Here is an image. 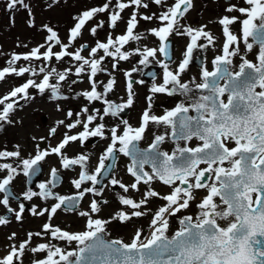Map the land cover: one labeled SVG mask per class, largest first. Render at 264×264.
<instances>
[{
	"label": "snow or ice",
	"instance_id": "obj_1",
	"mask_svg": "<svg viewBox=\"0 0 264 264\" xmlns=\"http://www.w3.org/2000/svg\"><path fill=\"white\" fill-rule=\"evenodd\" d=\"M150 3L163 10L159 14H142L139 10L149 9ZM17 6L28 11V26L36 27L34 14L25 0H8L9 10ZM130 8L133 10L125 21L122 13ZM193 8V0H174L170 5L167 0H115L114 4L113 0H106L102 6L83 10L73 17L74 26L68 30L67 42L45 24L42 26L47 33L44 43L25 53L13 52L7 58L6 66L0 69V82L9 76L23 78L28 74L29 78L0 96V131L19 123L13 119L17 109L36 98L30 90L40 96L48 94L49 99L57 102L83 98L87 104L78 112L71 109L66 112V119L71 122L58 120L50 129L49 137L55 136L59 126L67 129L55 146L49 143L41 148L36 143L34 155L29 154L27 158L22 156L19 145L15 150H0V161H3L0 173H4L0 178L3 194L0 206L7 213L0 215V227L12 222L10 216L18 223L24 221L25 204L19 203L18 210L10 204V200L18 199L9 187L18 176L38 177L41 162L52 155L59 158L63 169H79L76 178L71 180L77 190L74 195L54 191L61 181L56 167L51 168L47 181L38 184L39 191L29 188L23 192L27 201L38 197L53 202L44 207H31V215L46 216V222L39 231H28L19 243H10L6 253L0 256V264H24L28 252L33 256L30 264H264V0H242L241 4L226 6L228 15L218 20L223 37L219 54L211 60V69L201 64L200 82L196 77L190 81H183L182 77L194 59V50L215 48L217 37L206 30V24L194 28L181 23ZM105 13L107 22L97 20L88 29L89 34L96 37L106 24L115 30L121 22L126 24L124 32L113 36L110 31L106 41L97 39L94 46L84 42L74 47L86 25ZM141 20L158 21V26L147 30L158 41V47L129 50L127 45L145 38L136 31ZM172 35L188 39L183 58L174 69L170 67ZM202 40L205 42L200 43ZM56 48L59 50L55 51ZM158 53L165 59H157ZM247 53H254V60L248 59ZM134 56L140 57L138 63L145 68L153 60L159 64L163 70L162 82H155V73L133 67L123 73L127 98L117 103L109 98L117 79L104 67L105 60L111 58L114 61L111 67L115 70L120 61H130ZM236 57L240 60L238 66L234 64ZM66 58L74 62L71 67L59 70L52 66L54 61L64 63ZM21 61L28 63L17 67ZM34 62L40 63L34 66ZM138 71L153 77L151 94L146 98L148 106L138 125L133 126L124 119L106 128V117H116L134 106L135 85L145 83L143 79H133V73ZM103 73L110 77L106 83L97 79ZM85 77L90 86L88 90L76 92L72 97L65 94V85L71 88L83 83ZM158 95H179L191 102L181 100L174 107L155 114L153 104ZM95 102L102 105V110L92 108L90 112L88 105ZM57 110H62L59 103ZM152 125L170 131L153 134L147 147L141 148L140 143ZM78 127L82 130L69 134ZM92 137L110 141L94 170L89 168L90 155L81 153L70 157L65 151L71 143L78 141L83 146ZM32 139L35 141L36 137ZM46 139L49 138H39L40 142ZM169 139L175 144L174 149L171 153L161 151V145ZM193 140L199 143L190 146ZM117 153L129 159L126 171L133 180L126 184L112 176L108 184H102L103 178L115 168ZM157 182L167 186L170 192L162 195L155 190L152 185ZM109 186H118L125 194L130 190L140 192L141 186L146 190L139 200L119 195L120 205L131 211L119 210L110 218L99 215L102 205L108 203L106 199L92 198L86 210H79L88 194L101 197ZM197 190L205 192L199 202H196ZM153 199L164 202L154 211L147 207ZM193 202L198 214L180 216L179 227L169 235L171 218L189 209ZM60 211L78 214L83 221L81 228L69 230L54 225L52 221ZM143 217H150L147 233L143 227L134 226L128 242L109 238V225L113 222L126 225L134 218ZM221 220L228 221L227 225L221 226L218 222ZM37 239L41 242H35ZM7 240L16 241L17 233L12 232Z\"/></svg>",
	"mask_w": 264,
	"mask_h": 264
},
{
	"label": "rangeland",
	"instance_id": "obj_2",
	"mask_svg": "<svg viewBox=\"0 0 264 264\" xmlns=\"http://www.w3.org/2000/svg\"><path fill=\"white\" fill-rule=\"evenodd\" d=\"M173 0H167V3L170 5ZM26 4H28L31 8V11L34 14L36 27H29L28 26V11L20 6H17L16 8L9 10L7 8L8 0H0V69L6 66V60L11 55V53H25L28 52L32 47H35L41 43H44L45 37L47 33L43 30V25L48 24L49 26L53 27L54 30L58 32L61 39L64 42H67V35L68 30L74 26V20L73 17L77 14H79L81 11L89 9L94 6H102L103 3L106 2V0H59L58 3L54 2V0H25ZM150 2V0H148ZM115 3V0H113V4ZM194 10L192 12L188 13V16L181 21V23L189 24L190 26L193 24H197L194 26H201V25H207V29L210 32H219L220 29L217 24V19H219L220 16H224L228 13L225 12V10H222L221 5L216 4L215 0H196V5L193 8ZM133 9H128L124 13H122V16L124 17L125 21L130 16L131 11ZM163 9L159 6H156L154 4L150 3V8L140 9L139 11L142 14H150V13H157L159 14L160 11ZM108 16L107 14H99L96 20L89 22L88 25H86V28L83 32V36L81 39H79L74 47H78L81 43L87 42L90 46H94L97 39L100 41H106L107 36L110 31H112L113 36L122 34L125 30L126 24L124 22H121L118 24V27L115 30H111L107 27V24L105 28L98 31V34L96 37H93L89 34L88 29L92 27L93 24L97 22V20H104L107 22ZM158 26V21H143L141 20L138 28L136 29L137 32L143 33L145 35V38L139 42H132L129 45L126 46L127 49L131 50L135 47H141L144 46L148 47H158V41L149 35L147 33L148 29H151L152 27ZM221 35V34H220ZM176 40V53L180 52V57L182 56V50L185 42L187 41L186 37L176 36L173 35ZM221 38H217L218 44H220ZM27 45V47H17V45ZM211 49L207 54V66H211V57L215 53V48H209ZM55 51H58L59 49H54ZM214 50V51H213ZM43 51V49H42ZM206 51V50H205ZM219 52V49L216 51V53ZM84 55H87V52L83 53ZM102 54V53H101ZM163 58V55L157 54V59L161 60ZM151 59V58H150ZM139 59L137 56H134L130 59V61H120V68H116L115 70L112 69L111 65L114 62L111 58H106L104 67L108 69V72L111 73V76H114L117 79V85L114 89L113 93L109 94V98L113 101L119 103L121 100H126V92H125V78L123 73L125 71H130L133 67H137L141 69L142 71L145 69L143 65H139L138 63ZM152 62H155L154 60ZM28 62L21 61L18 63L17 67L24 66ZM40 62H34V66L36 64H39ZM72 62L70 58H66L64 63L60 62H53L52 66L57 67L59 70H63L64 67H71ZM198 70L197 67L192 66L189 68V70L185 73L184 77L187 80H191V72L192 70ZM161 73V72H160ZM133 77H136V80L143 79L142 74L140 71L133 73ZM142 77V78H140ZM28 77V74L25 75L23 78H18L14 76L6 77L5 81L0 82V96L7 94L11 90L12 87L18 86L21 83L24 82ZM72 78H75L74 76ZM109 75L107 73L99 74L97 79L99 81H104L105 83L109 79ZM39 79V77H37ZM144 80V79H143ZM140 85H135V91L137 93L134 103L137 105L136 112L131 115L132 122L136 123L139 121V112L141 110V107L143 106L142 103L146 104L147 97L150 95L149 89L150 85L152 84L153 80L150 82H146ZM197 82L200 81V71L199 74H197ZM156 83L162 82L161 76L155 78ZM90 88L86 77L84 78L83 83H77L76 85H72L71 88H69L67 85L64 86V92L65 94L69 95L70 97L74 96L76 92H80L82 90H88ZM31 94L34 95L36 98L28 103L25 104V106L22 109H17L16 113L13 116L14 120L19 121V123L14 124L12 126H5L2 131H0V150L7 149L9 151L15 150V146H20V151L22 153V156L24 158H27L29 154L34 155V147L36 143H40L41 148H45L51 144V146H55L63 137V134L67 131V129L64 126H59L57 129V133L53 137H49V131L52 127L56 126V122L58 120H65L66 123L71 122L70 120L66 119V112L71 109L74 113L78 112L82 106L87 104V101H85L83 98H70L67 101H53L49 99V95L45 94L44 96H40L35 90H30ZM161 99L165 100L168 103V96L166 95H158L155 97L156 102ZM176 99H180L178 96L173 97V103L179 102L175 101ZM187 100V99H186ZM189 101V100H187ZM22 104H24L23 101H21ZM57 103L60 104V108L62 110H57ZM89 110L91 112L92 108H100L102 110V105L99 102H95L92 105H88ZM162 111L161 108L158 109V112ZM82 119L84 117H81ZM72 119H75V116H73ZM119 121V118L117 117H106L105 123L106 128H111L113 123ZM91 127V126H90ZM154 129H159L160 131H164V127L162 126H155ZM82 128L78 127L77 129L72 130L71 133L73 134L75 132L81 131ZM107 133V131H106ZM107 135V134H106ZM36 137V140L34 141L32 138ZM40 137H46L49 139L44 140L43 142H40ZM106 139H101L99 137H92L88 141L84 143L83 146L77 141L75 143H71L66 148L67 155L75 156L77 154H88L90 155V161H89V168L90 170H94V168L97 166V163L99 161V157L103 154V147L105 144L109 141ZM198 143L199 141L193 140L190 144ZM169 148H174V143H169ZM162 148L166 151L168 149L166 148V144L164 143ZM3 162V161H0ZM12 162V161H7ZM44 166V173L42 177L39 179L40 181H47L50 177V170L52 167H56L59 169L61 173L64 174L65 179L64 181L56 188V190L59 192L60 195H66L73 190H76L73 185L71 184V180L73 178H76V174L79 171V169H76L75 171H68L63 169L60 166L59 158L55 155H52L48 158H46L45 161L42 162ZM128 165V161L126 159V162L124 160H121L118 164L119 167H117L116 171L113 173L115 174V177L118 179H129L128 174H126V166ZM125 170V171H124ZM4 173H0V178ZM27 178L23 176L22 174L18 176L13 182L12 186L15 189V191L22 195L23 192H25L27 189H29L27 183ZM131 183V179L127 181V184ZM140 192H134L130 195H127L129 197L135 198L136 200H139L142 198V193L146 190L144 186H141ZM152 187L155 188V190L159 191L162 195L168 193V187L161 185L159 182L154 183ZM112 190L111 192H115L117 194L116 198L114 197V193L111 195L106 194V192L101 196L100 200H107L108 203L106 205H102V211L99 214L101 217L109 216V218L115 214L119 210H126L131 211L130 209L125 208V206L120 205L118 197L122 193L119 190H113L112 187L109 188ZM34 191H39L38 189V182L35 184L34 188H32ZM204 191L200 192L198 190V193H195L196 195V202H199L200 198L204 196ZM3 197V194L0 193V198ZM91 199L90 195H87L86 198L83 200L82 205L80 206L79 210H86L87 205L89 204V201ZM25 202V215H24V221L23 223H18L15 221L14 216L10 217L11 223L6 227H0V256L4 255L6 251L8 250V245L10 243H19L23 239L26 238V233L28 231H39L41 229V226L44 222H46V216L43 218L40 217H33L30 213V209L33 205H37L39 207L48 206L53 201H44L38 197H34L33 200L27 201L25 199L16 200L12 199L10 200L11 207L18 210L19 203H22L21 201ZM196 202H193L191 207L187 210H183L181 213L177 214L178 216H181L182 214H188L195 216L198 214V209L196 208ZM164 202L159 199H153L152 202L147 206L151 210H155L159 205H162ZM27 204V207H26ZM0 209L4 211L5 209L3 206H0ZM75 212H67V214H64L63 211L58 212L57 216L54 217L52 223L54 225L62 226L59 224H65L67 222H70L72 219L71 216H73L72 221L77 218L79 219V222L82 223V219L78 216V214H74ZM177 217H174V223L170 225V231L169 235H171L177 227H179L178 219ZM71 221V222H72ZM149 217H143L136 219L134 218L132 223L122 225L117 222H113L109 225V232L110 237L109 238H120L128 242L131 238V235L134 231V226H142L145 230V233L148 232V225ZM226 222V221H225ZM12 232L17 233V240L16 241H9L7 240V236L10 235ZM48 238L45 237V240ZM35 242H41L38 239ZM33 259V256L30 252L26 253L24 257V264H30V261Z\"/></svg>",
	"mask_w": 264,
	"mask_h": 264
},
{
	"label": "flooded vegetation",
	"instance_id": "obj_3",
	"mask_svg": "<svg viewBox=\"0 0 264 264\" xmlns=\"http://www.w3.org/2000/svg\"><path fill=\"white\" fill-rule=\"evenodd\" d=\"M174 2V0L171 2V3H173ZM193 2H194V7H195V5H196V0H193ZM215 2H216V4H219V5H221V7H222V10H225V8H226V6L229 4V3H232V4H241L242 3V0H215ZM194 9H192L190 12H192ZM226 15H228V14H226ZM188 16V14L186 15V17ZM220 17H222V16H220ZM219 17V18H220ZM218 20L219 19H217V24H218V26H219V28L218 29H220L219 30V32L217 33L216 31L215 32H212L213 33V35L215 36V37H217V38H221V41H220V44H218V42H217V45H216V47H215V49L214 50H218L219 48H220V45H221V43H222V41H223V37H222V28H221V26L219 25V23H218ZM185 24V23H184ZM186 25H189V24H186ZM194 25H197V24H193V25H191L192 27H194V28H196V27H199V26H194ZM236 28L238 29V25L236 26ZM221 34V35H220ZM170 39H171V41H172V46H171V52H172V55H173V62L170 64V67L171 68H175L176 67V65L179 63V61L183 58V54H182V56L180 57V52H178V53H176V46H175V44H176V40H175V38H174V36L172 35L171 37H170ZM205 41H200V43H204ZM187 43H188V39H187V41L185 42V44H184V46H183V50H182V53H184V51H185V49H186V45H187ZM241 48L243 49V45H241ZM211 49H207L206 51L205 50H200V49H197V50H194V53H193V57H194V59H193V61H192V63L190 64V66H189V68L190 67H192V66H195V67H197L198 68V70L196 71L195 69L194 70H192V72H191V77H196V79H197V74H199V71H200V68H201V64L203 63V64H208V62H207V54H208V52L210 51ZM213 50V51H214ZM216 51H215V53L213 54V56L211 57V60L214 58V56L216 55V54H219V52L218 53H216ZM242 55L243 54H245L243 51H242V53H241ZM137 58L138 59H140V57H138L137 56ZM247 58L248 59H253L254 60V53H247ZM165 58L163 57V58H161V60H164ZM239 62H240V60H239V57H236V58H234V64H236L237 66H238V64H239ZM149 66H152V67H156L157 68V71H156V76H155V78H157V77H159V76H161V78H162V75H163V70H162V68L160 67V65L159 64H157L156 62H152L151 61V63L149 64ZM148 66V67H149ZM147 67V68H148ZM117 68H120V64H118V66H117ZM147 68H145L144 70H143V72H146V69ZM210 69H211V66L209 67ZM161 72V73H160ZM185 75V74H184ZM184 75H183V77H182V80L183 81H189V80H187L185 77H184ZM142 77H143V79L144 80H146V82H148V81H152L153 80V78H148V77H146L145 75H142ZM142 77H140V78H142ZM133 79H137L136 77H133ZM125 80V79H124ZM153 82V81H152ZM151 82V83H152ZM200 82V81H199ZM161 83V82H160ZM125 85V84H124ZM150 86L152 85V84H149ZM151 94V93H150ZM149 96V95H148ZM178 97H180L181 98V100H185V102H191V101H187L186 100V98L185 97H182V96H179V95H177ZM180 99H176L175 101H181ZM121 102H123V100H121ZM121 102H119V103H121ZM177 103V102H176ZM176 103H173V97H168V103L165 101V100H161V99H159L157 102H156V100L154 101V104H153V112L155 113V114H161L162 113V111H163V109L164 108H172V107H174L175 106V104ZM142 107H141V110H140V112H139V120H140V117H141V114H142V112L144 111V109L145 108H147V106H148V103H146V104H144V103H142ZM159 108H161V110L162 111H160V112H158V109ZM137 109V105H135V108H134V106L133 107H131L130 109H125L123 112H121V113H119V115L118 116H116L117 118H119V121H116V122H114L113 123V125L112 126H115L117 123H119L120 121H122V120H124V119H127L133 126H137L138 125V123H139V121L138 122H136V123H134V122H132L133 120L131 119V115H132V113L134 114ZM165 131H170L169 129H164V131H160L159 129H154V125H152L151 126V129H150V131L148 132V133H146V139L144 140V141H142L141 143H140V147H142V148H145V147H147V145L151 142V140L153 139V134H162L163 132H165ZM107 135H108V133H106ZM106 141V140H105ZM110 141H108L106 144H105V146L103 147V152L105 151V149H106V147H107V145H108V143H109ZM169 143H173V141L172 140H166V142H165V144H166V148L168 149L169 148ZM199 143V142H198ZM197 142L196 143H193V144H190V146H196L197 144H198ZM181 145L183 146V142H181ZM162 146L163 145H161V147H160V150H162V151H166V150H164L163 148H162ZM174 148H170V149H168V152H170L171 153V151L173 150ZM118 154V157H117V161H116V166H115V168H114V172L116 171V169H117V167H119L118 166V164L120 163V161L121 160H124V162H126V159H127V161H128V164L130 163V161H129V159L127 158V157H123L122 155H120L119 153H117ZM99 162V161H98ZM107 162V161H106ZM97 165H98V163H97ZM202 167H203V165H202ZM45 169V168H44ZM125 171V170H124ZM61 173V172H60ZM126 174H128L127 173V171L125 172ZM62 175H63V180L59 183V185L64 181V179H65V176H64V174L62 173ZM129 175V174H128ZM112 176H115V174L112 172V175H111V177ZM110 177V178H111ZM129 177H131L130 175H129ZM109 178V179H110ZM109 179H107L103 184H108V181H109ZM131 179V182H132V180H133V178L131 177V178H129V179H120L122 182H124V183H126L127 184V181H129ZM41 180V179H40ZM38 181V184L40 183V182H42V181ZM58 185V186H59ZM102 186V185H101ZM101 186H97V187H101ZM110 187H112L113 188V190L115 189V190H119L122 194L121 195H124L125 193H123V190L122 189H120L118 186H115V187H113V186H109V187H107V188H105V190H104V192H103V194L106 192V194L107 195H109L110 197H111V195L114 193V197L116 198V196H117V194L115 193V192H111L112 190H110L109 188ZM34 188V187H33ZM142 188V187H141ZM32 189V188H31ZM54 191L55 192H57L58 194H59V192L56 190V189H54ZM76 191L77 190H73L72 192H70V193H68V194H66V196H68V195H70V194H73V193H76ZM170 192V189L168 188V193ZM200 192H202V190H200ZM132 193H134V191H129V194L128 195H130V194H132ZM196 193H198V190L196 191ZM88 195H90L91 196V199L92 198H95V199H98V200H100V198L101 197H93L91 194H88ZM204 195H205V193H204ZM21 197L20 198H18V199H16V200H21V199H24L23 198V195H20ZM22 203H24L25 204V202H23V200L21 201ZM82 203H83V201H81V204H80V206L82 205ZM80 206H79V208H80ZM88 206V205H87ZM26 207H27V204H26ZM64 212V211H63ZM6 213V209L4 210V211H2V209H0V215H4ZM69 213H71V211H69ZM64 214H67V212H64ZM74 214H76V213H74ZM182 215H188V214H182ZM181 215V216H182ZM10 217H12V216H10ZM72 217V219H73V216H71ZM180 216H178L177 217V219L179 218ZM103 218H109V216H106V217H103ZM150 218V217H149ZM72 219L70 220V222H67V223H65V224H59V225H62L61 227L62 228H66V229H69V230H78V229H80L81 228V226H82V223H80L79 222V219H77V218H75L73 221H72ZM174 219V217L173 218H171V223H170V225H172L175 221L173 220ZM72 221V222H71ZM220 224H221V226H226L227 225V223H228V221H226L225 222V220H221V221H218ZM178 224V223H177ZM58 226V225H57ZM140 227H142V226H140ZM178 228V227H177ZM176 228V229H177ZM262 239H264V238H262Z\"/></svg>",
	"mask_w": 264,
	"mask_h": 264
},
{
	"label": "water",
	"instance_id": "obj_4",
	"mask_svg": "<svg viewBox=\"0 0 264 264\" xmlns=\"http://www.w3.org/2000/svg\"><path fill=\"white\" fill-rule=\"evenodd\" d=\"M169 42H170V44H171V46H172V41H171V39L169 38ZM156 71H157V68L156 67H152V66H149L147 69H146V72H153V73H155L156 74ZM146 77H150V78H153V77H151V76H147V75H145ZM142 148V147H141ZM162 151V150H161ZM117 157H118V154H117ZM116 161H117V159H116ZM116 161H115V166H116ZM108 163H111V161H107L106 162V164H108ZM41 172H40V174H39V176L38 177H33V178H29V177H27V185L30 187V188H33L34 186H35V184H36V182L41 178V176H42V174H43V171H44V167H43V164H42V162H41ZM112 172H113V170L109 173V176L108 177H105V178H103V181H102V184L107 180V179H109L110 177H111V175H112ZM60 175H61V181L63 180V175H62V173H60ZM60 181V182H61ZM98 186H101V185H98ZM10 187V190L14 193V195L16 196V197H18V198H20L21 196L19 195V194H17L15 191H14V189H13V186H12V184L9 186ZM75 193H73V194H70V195H68V196H71V195H74ZM4 215H7V213H5Z\"/></svg>",
	"mask_w": 264,
	"mask_h": 264
}]
</instances>
